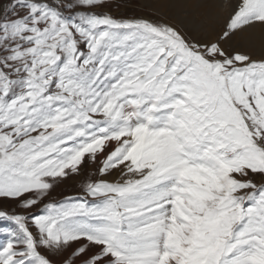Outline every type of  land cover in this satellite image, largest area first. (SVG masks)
I'll return each mask as SVG.
<instances>
[{"label":"snow or ice","instance_id":"obj_1","mask_svg":"<svg viewBox=\"0 0 264 264\" xmlns=\"http://www.w3.org/2000/svg\"><path fill=\"white\" fill-rule=\"evenodd\" d=\"M140 3L0 0V264H264V61Z\"/></svg>","mask_w":264,"mask_h":264},{"label":"rangeland","instance_id":"obj_2","mask_svg":"<svg viewBox=\"0 0 264 264\" xmlns=\"http://www.w3.org/2000/svg\"><path fill=\"white\" fill-rule=\"evenodd\" d=\"M159 0H141V3L138 7V14L144 15L149 18L155 19L157 22L161 24L169 25L173 28L172 24V12L177 10L179 14L186 17L190 15V13H183L181 12V6L184 3V0H173V4L169 7L170 9L166 10L165 12H156L153 7L157 4ZM230 1V0H228ZM241 1V0H240ZM243 6H240V3L237 7H234V11L229 15V17L225 20L223 24L216 30V34L212 38H204V41L197 39V41H201L206 45L215 47L216 51L219 52L223 50L226 54H239L240 56L247 57L249 61H264V60H256L252 59L249 53H247L248 49L243 48L242 46L233 44V40H239L241 37V33L247 31L250 26L264 21V0H244ZM191 2V1H187ZM221 4L222 11L228 10L227 2H223V0H218ZM168 7V6H167ZM200 14L199 11H193L192 14ZM202 14V12H201ZM176 30H183L185 36H188L189 39H195L193 34H189V30H186V27L177 25ZM206 33V32H205ZM183 34V33H182ZM206 39V40H205ZM196 40V39H195ZM249 52V51H248ZM256 55H264V52H256ZM227 58V57H225ZM76 191V186H74L71 182L61 184L59 187L56 188L53 196L57 199L63 198L64 195L73 194Z\"/></svg>","mask_w":264,"mask_h":264},{"label":"bare ground","instance_id":"obj_3","mask_svg":"<svg viewBox=\"0 0 264 264\" xmlns=\"http://www.w3.org/2000/svg\"><path fill=\"white\" fill-rule=\"evenodd\" d=\"M187 1H191L188 2ZM227 2L228 10L222 11L221 4L218 0H184L181 6V12L190 13L186 17L179 14L177 10L172 12V26L176 29L177 25L186 27L189 30V34H193L194 38L197 40H203L208 37L209 39L214 37L216 30L219 29L221 24L229 17V15L235 10L234 7L240 3L243 6L244 0H223ZM173 4V0H159L157 4L153 7L156 12H165L170 9L169 7ZM168 6V7H167ZM199 11L200 14H192L193 11ZM202 12V14H201ZM183 34H187V31L178 30ZM191 31V32H190ZM206 32V33H205ZM205 37H203L202 35ZM206 40V39H205ZM233 44L242 46L248 49L252 59L264 60V55H256V52H264V21L256 23L247 29V31L241 33L239 40L234 39Z\"/></svg>","mask_w":264,"mask_h":264}]
</instances>
